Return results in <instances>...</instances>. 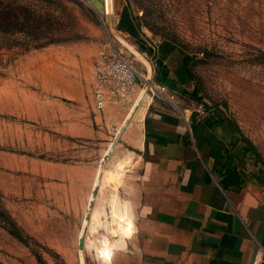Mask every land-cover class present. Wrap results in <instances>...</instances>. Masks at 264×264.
Masks as SVG:
<instances>
[{
  "label": "rangeland",
  "instance_id": "rangeland-1",
  "mask_svg": "<svg viewBox=\"0 0 264 264\" xmlns=\"http://www.w3.org/2000/svg\"><path fill=\"white\" fill-rule=\"evenodd\" d=\"M17 1L42 17L45 36L73 40L0 53V209L22 224L29 244L9 234L0 218V264H40L36 255L42 264H114L111 255L123 242L115 236L130 227L118 228L117 208L134 218L121 199L128 197L134 157L122 138L113 147L126 114L106 130L93 125L95 136L80 133L84 117L98 113L91 89L105 48L134 63L141 80L132 99L145 88L149 103L163 87L156 77L161 46L179 47L189 58L190 91L236 123L264 156V0H126L135 35L120 30L104 0L102 8L91 0ZM88 172L97 194L82 205L78 194Z\"/></svg>",
  "mask_w": 264,
  "mask_h": 264
},
{
  "label": "crops",
  "instance_id": "crops-1",
  "mask_svg": "<svg viewBox=\"0 0 264 264\" xmlns=\"http://www.w3.org/2000/svg\"><path fill=\"white\" fill-rule=\"evenodd\" d=\"M91 1L103 7L102 0ZM106 1L110 12L113 0ZM114 13L120 30L135 35L126 0H114ZM161 47L156 77L168 91L149 94L141 119L135 118L136 112L122 137L136 170L125 188L128 197L121 199L128 201L134 218L117 208L118 228L127 223L130 227L110 263L114 258V264H264V163L216 111L205 117L196 113L184 54L174 44ZM144 78L151 80L150 75ZM94 82L95 74L92 100ZM143 92L136 90L129 111L128 103L108 105L94 119L84 117L80 133L95 136L93 125L106 130L125 113V122L118 125L120 132ZM93 186L92 173L81 178L82 205ZM95 209H99L97 204ZM115 237L119 242L118 232Z\"/></svg>",
  "mask_w": 264,
  "mask_h": 264
},
{
  "label": "trees",
  "instance_id": "trees-1",
  "mask_svg": "<svg viewBox=\"0 0 264 264\" xmlns=\"http://www.w3.org/2000/svg\"><path fill=\"white\" fill-rule=\"evenodd\" d=\"M17 0H0V53L4 50H11L14 48H21L24 51L31 49H40L52 44H60L72 41L73 39L64 36H45L43 33V26L41 23V16L36 14L30 8L17 3ZM141 50L152 55V50L141 46ZM189 58L185 57V63L188 66ZM190 73V72H189ZM166 86V85H165ZM191 97L197 102H202L197 92L191 94ZM214 111L219 114L221 118L238 134L241 135L243 140L249 146L248 148L253 151L259 161L264 163L261 155L252 142L242 135L240 128L223 112ZM0 218L3 221L4 228L14 238L19 240L25 245L28 244V238L25 236L23 230L17 225L13 217L5 210L0 209ZM37 260L42 264V258L36 255Z\"/></svg>",
  "mask_w": 264,
  "mask_h": 264
},
{
  "label": "built area",
  "instance_id": "built-area-1",
  "mask_svg": "<svg viewBox=\"0 0 264 264\" xmlns=\"http://www.w3.org/2000/svg\"><path fill=\"white\" fill-rule=\"evenodd\" d=\"M104 4L105 13L110 14L114 9V1L110 12L106 0ZM94 74L93 100L94 108L98 112H103L108 105L122 106L129 103L134 88L141 80L140 72L132 61L106 48L96 58ZM159 88L161 95L167 91L165 85ZM195 111L199 116L205 117L214 112V109L202 101L196 103Z\"/></svg>",
  "mask_w": 264,
  "mask_h": 264
},
{
  "label": "bare ground",
  "instance_id": "bare-ground-1",
  "mask_svg": "<svg viewBox=\"0 0 264 264\" xmlns=\"http://www.w3.org/2000/svg\"><path fill=\"white\" fill-rule=\"evenodd\" d=\"M144 80H145V78H144ZM146 81V80H145ZM147 83H148V85H150L151 86V84H150V82L149 81H146ZM143 90H144V92H143V94H142V96H141V98H140V100L137 102V104H136V106L133 108V110H132V112H131V116H130V118H129V120L128 121H131V119H132V117L136 114V112H137V110H138V108H139V106H140V104L142 105V107L139 109V111H138V113H137V115L135 116V118L136 119H141V117H142V113H143V111H144V108H145V106L147 105V103H148V98L146 97V95H147V92H146V90H145V88H143ZM146 97V98H145ZM93 203H91L90 204V206H89V212L91 211L92 212V210H93ZM91 212H90V214H91ZM89 219H90V216H88L87 218H86V220H88L89 221ZM120 234H122V233H120ZM121 238H122V236H121ZM111 255V254H110Z\"/></svg>",
  "mask_w": 264,
  "mask_h": 264
},
{
  "label": "water",
  "instance_id": "water-1",
  "mask_svg": "<svg viewBox=\"0 0 264 264\" xmlns=\"http://www.w3.org/2000/svg\"><path fill=\"white\" fill-rule=\"evenodd\" d=\"M128 124H129V121L126 122V126H124V127H122L120 129V132H119L118 136H116L114 138V142H113V147L114 148L117 146V144H119L121 138L123 137V134L125 133V130H126V127H127ZM93 193H94V196H95L97 194V190H94ZM79 243H80L79 244V249L83 250L84 249V238L80 239Z\"/></svg>",
  "mask_w": 264,
  "mask_h": 264
}]
</instances>
